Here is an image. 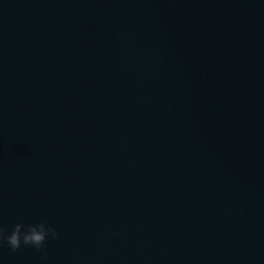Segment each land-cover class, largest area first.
<instances>
[{
    "label": "water",
    "instance_id": "obj_1",
    "mask_svg": "<svg viewBox=\"0 0 264 264\" xmlns=\"http://www.w3.org/2000/svg\"><path fill=\"white\" fill-rule=\"evenodd\" d=\"M0 264H264V0H0Z\"/></svg>",
    "mask_w": 264,
    "mask_h": 264
},
{
    "label": "clouds",
    "instance_id": "obj_2",
    "mask_svg": "<svg viewBox=\"0 0 264 264\" xmlns=\"http://www.w3.org/2000/svg\"><path fill=\"white\" fill-rule=\"evenodd\" d=\"M57 237V228L46 219L34 222L20 220L12 224L10 230L0 226V246L7 245L13 251L22 246H31L47 256L46 242Z\"/></svg>",
    "mask_w": 264,
    "mask_h": 264
}]
</instances>
